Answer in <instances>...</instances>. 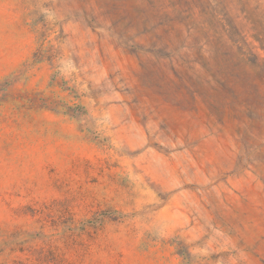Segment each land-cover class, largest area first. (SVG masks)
Returning a JSON list of instances; mask_svg holds the SVG:
<instances>
[{
  "label": "rangeland",
  "instance_id": "rangeland-1",
  "mask_svg": "<svg viewBox=\"0 0 264 264\" xmlns=\"http://www.w3.org/2000/svg\"><path fill=\"white\" fill-rule=\"evenodd\" d=\"M0 264H264V0H0Z\"/></svg>",
  "mask_w": 264,
  "mask_h": 264
}]
</instances>
